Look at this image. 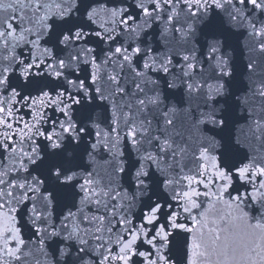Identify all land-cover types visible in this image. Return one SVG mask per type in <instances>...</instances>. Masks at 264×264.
Here are the masks:
<instances>
[{
    "label": "snow or ice",
    "instance_id": "6c2138e0",
    "mask_svg": "<svg viewBox=\"0 0 264 264\" xmlns=\"http://www.w3.org/2000/svg\"><path fill=\"white\" fill-rule=\"evenodd\" d=\"M0 218V264H264V0H0Z\"/></svg>",
    "mask_w": 264,
    "mask_h": 264
},
{
    "label": "water",
    "instance_id": "95a60500",
    "mask_svg": "<svg viewBox=\"0 0 264 264\" xmlns=\"http://www.w3.org/2000/svg\"><path fill=\"white\" fill-rule=\"evenodd\" d=\"M237 62H239V53H237ZM5 224H6V221H4L3 218H0V228H3Z\"/></svg>",
    "mask_w": 264,
    "mask_h": 264
}]
</instances>
